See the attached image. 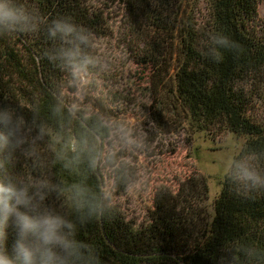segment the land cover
<instances>
[{
	"label": "trees",
	"instance_id": "obj_1",
	"mask_svg": "<svg viewBox=\"0 0 264 264\" xmlns=\"http://www.w3.org/2000/svg\"><path fill=\"white\" fill-rule=\"evenodd\" d=\"M187 1H128L142 42L137 62L193 135L227 130L245 143L213 214L200 207L208 178L192 175L176 191L160 190L149 221L137 225L107 196L105 170L118 154L104 157L112 127L102 105L70 96L81 72L96 71L93 42L106 33L103 12L88 0H0L17 16L0 21V117L11 115L14 125L8 143L0 139V183L28 190L32 211H22L71 225L62 230L69 247L53 249L64 264H264L261 0H204L203 14ZM57 22L72 32L53 35ZM87 104L98 109L88 112ZM7 131L0 123V135ZM115 171L124 191L133 170ZM17 235L12 220L0 223V250L11 254Z\"/></svg>",
	"mask_w": 264,
	"mask_h": 264
},
{
	"label": "rangeland",
	"instance_id": "obj_2",
	"mask_svg": "<svg viewBox=\"0 0 264 264\" xmlns=\"http://www.w3.org/2000/svg\"><path fill=\"white\" fill-rule=\"evenodd\" d=\"M128 1L88 0L103 12L106 33L93 42L96 71L81 72L77 91L70 93L79 103L98 100L101 114L112 127L104 157L118 156L115 165L105 170L107 196L128 220L146 224L160 190L176 191L192 175H204L210 193L200 207L213 214L215 197L245 139L227 130L217 135H193L185 115L174 110L168 92H152L151 74L137 62L142 42L135 33L137 28L130 25ZM187 3L198 4L200 14L205 12L204 0ZM259 16L264 22V0L260 1ZM87 106L88 112L98 109ZM262 110L259 105L254 113ZM124 165L132 168L134 179L120 191L115 170Z\"/></svg>",
	"mask_w": 264,
	"mask_h": 264
},
{
	"label": "clouds",
	"instance_id": "obj_3",
	"mask_svg": "<svg viewBox=\"0 0 264 264\" xmlns=\"http://www.w3.org/2000/svg\"><path fill=\"white\" fill-rule=\"evenodd\" d=\"M16 19L15 9L0 3V21ZM72 30L70 25L57 22L52 34L55 35L56 31L70 34ZM0 123L8 130L6 135H0V139L7 144L14 132L11 115L5 113L0 117ZM31 205L32 197L26 188L0 183V223L7 225L12 220L18 230L17 238L11 245V254L0 250V264H64L53 249L55 246L64 249L69 247L62 230L71 225L57 215L29 214L21 210L25 208L32 211Z\"/></svg>",
	"mask_w": 264,
	"mask_h": 264
}]
</instances>
